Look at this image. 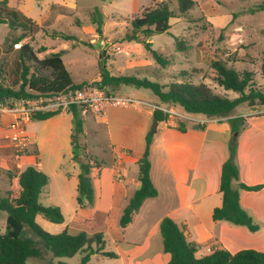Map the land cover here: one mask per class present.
I'll return each mask as SVG.
<instances>
[{
    "label": "rangeland",
    "instance_id": "1",
    "mask_svg": "<svg viewBox=\"0 0 264 264\" xmlns=\"http://www.w3.org/2000/svg\"><path fill=\"white\" fill-rule=\"evenodd\" d=\"M52 1L54 0H42V2L8 0L10 6L20 9L27 16L36 20L43 17L45 21L43 31L31 33L20 42L22 44L29 42L39 58L66 48L63 60L75 82L91 79L95 82L97 80L95 78L101 75L102 67L113 74H137L162 83L169 81L167 75L187 70L191 82H203L215 93L236 97L235 93L224 90L214 80L215 70L212 63L229 60L238 68L246 67L256 72L258 84L264 86V76L261 75L260 70L264 49V10L258 9L259 5L264 4V0H193L194 5L187 12L179 10L178 0H158V2H166L172 12L169 20L165 23L163 31L157 32L153 26L154 33L149 36L140 34L137 40L127 39L134 30L132 22L153 7V0H75L76 6L65 7L50 6L48 3ZM96 8L102 13L101 28L92 23ZM166 27L168 28L165 29ZM53 31L76 34L78 39L67 41L57 38L51 35ZM21 32V30H10L7 25L0 24V70H3L1 77L5 85L15 86L18 82L16 80L19 74L17 65L19 49L15 47L16 43L12 39ZM177 40L181 43L182 50L177 48ZM145 43H151L152 49L168 58L169 64L165 68L153 59ZM41 72L50 76L49 69H42ZM16 88L19 86L16 85ZM142 91L149 96L153 95L149 89ZM11 102L14 103L11 100L5 101V103ZM154 104L166 108L174 107L177 115L169 114V119L178 124L189 122L198 125L197 120L182 118L181 115H185L186 111L179 105L156 101ZM240 107H243L241 110H252L253 114H257L256 110L259 111L257 107L246 103ZM9 114L0 112V117ZM96 117L100 118L98 122H101V117L104 116ZM14 119L5 125L4 133L0 132V148L5 152L3 155L14 163L9 162L8 167L4 166L0 155V197H11L20 191L17 175L30 165V161L33 160L32 155H36L35 145L30 138L21 156H17L15 147L7 137L10 134L9 126ZM208 119L212 118L208 117ZM36 124L38 122L34 120L24 127L29 131ZM153 124L154 121L151 123V129ZM87 131L88 134L81 139V142L86 144L95 155L101 153L105 155L104 149L106 150L109 145L106 125L101 123L97 134L88 127ZM30 153L32 155H29ZM62 153L64 160L55 174H52L51 183L43 189L40 202L46 206H56L60 203L63 206L61 210L65 223H52L42 215L38 216L37 223L51 234L61 233L66 227L71 234L86 232L91 237L102 234L103 249L99 250V244L94 243L96 253L91 256L88 264H164L159 257L150 261L158 253L159 246L153 239L149 246L143 244L148 230H142L137 221H133L126 228L121 227L120 218L124 199L119 198L117 188L123 183L115 180L112 163L107 158L104 163L100 162L101 176L99 178L91 176L95 191L93 203L86 204L75 217L77 190L73 179L67 173L74 175L77 167L81 171L80 162L86 160L88 155L81 152V158L74 160L73 147L62 148ZM45 157L48 158V154ZM113 186L116 187V195L112 197ZM146 223L147 226L153 224L150 220ZM5 224L6 214L0 212V226L4 228ZM22 237L36 240L42 250V257L30 258L28 264H82L85 256V253L80 252L74 257H53L28 227L24 229ZM138 244L143 246L138 247ZM128 250L137 253L131 260L126 252ZM118 251L123 253L120 260L115 259L114 252ZM203 253L205 252L202 250L199 255Z\"/></svg>",
    "mask_w": 264,
    "mask_h": 264
},
{
    "label": "trees",
    "instance_id": "2",
    "mask_svg": "<svg viewBox=\"0 0 264 264\" xmlns=\"http://www.w3.org/2000/svg\"><path fill=\"white\" fill-rule=\"evenodd\" d=\"M178 2L181 12H187L194 5L193 0H178ZM152 6L140 18L133 20L134 30L131 35L127 36V39L137 40L140 34L149 36L154 33L152 27L158 20L164 19L166 22L169 20L172 12L166 2L153 0ZM258 9L264 10V4L259 5ZM101 15L99 8H96L92 23L97 24L99 28L103 24ZM0 24L8 25L10 30L22 31L19 36L12 39L15 43L24 40L31 33L36 34L44 29L22 11L11 7L8 0H0ZM51 35L67 41H77L78 39L75 34L64 32L53 31ZM145 47L151 51L153 59L162 68L169 64L168 58L152 49L151 43H145ZM177 48L182 50V45L178 40ZM64 53L65 50H61L39 58L29 42L23 43L18 50L19 74L16 85L19 88H16V85H5L1 77L3 70H0V102L33 99L90 85L98 86L108 94L119 92L122 86H132L138 89H149L158 103L179 105L187 113L202 114L213 119L228 118L232 136L229 141V157L223 163L221 172L219 190L222 193V205L213 210L212 217L214 221H228L235 225L246 226L252 232L259 230V225L254 223L253 218L242 208L239 189L234 186V181L239 180L240 175L236 162L238 135L245 125L244 117L237 116L236 109L245 103L254 107L264 105V86L258 84L256 72L246 67L238 68L229 60H218L212 63L215 70V82L224 90L235 93L236 97L215 93L203 82H191L187 70L167 75L169 81L162 83L135 74L114 75L102 67L100 80L91 83H75L63 61ZM42 69H49L50 76L43 74ZM260 70L261 75L264 76V49ZM61 112H38L33 114L31 119L43 121ZM68 112L73 116L71 144L74 152L73 159L77 160L81 156V152L86 153V147L81 142V136L84 133V120L81 116V108L73 106ZM153 118L158 122H163L169 119V115L161 110H154ZM178 127L184 130L182 124ZM153 137L154 133L150 131L146 136L144 153L138 160L140 188L134 192L123 210L120 218V225L123 228L132 223L136 212L146 199L158 195V189L151 178L150 149ZM87 155L86 160L80 162L81 171L78 175L77 202L80 207L93 203L95 191L91 174L102 166L96 158ZM17 178L20 191L11 197H0V212L6 214L5 227L0 226V264H27L30 258L42 257V250L38 242L22 237L26 227L36 234L53 257H74L83 252L85 256L82 259V264H88L91 256L96 253L93 244H99L100 248L98 249H103L102 234L91 237L86 232L71 234L68 229H64L58 234L45 231L37 223L38 215H42L46 220L56 224H62L65 221L60 207L46 206L40 202L43 189L49 184V176L36 166L29 165L18 173ZM261 187V185L239 184V188L246 190H259ZM160 233L163 250L169 255L166 264H264V252L254 249H243L231 253L222 248L198 257V245L189 241L170 217L162 219Z\"/></svg>",
    "mask_w": 264,
    "mask_h": 264
},
{
    "label": "crops",
    "instance_id": "3",
    "mask_svg": "<svg viewBox=\"0 0 264 264\" xmlns=\"http://www.w3.org/2000/svg\"><path fill=\"white\" fill-rule=\"evenodd\" d=\"M38 1L42 2V0ZM48 4L58 7L76 6L75 0H62L61 2L54 0ZM32 19L43 28L45 22L43 17L39 20ZM63 50L66 53L67 49ZM77 72L79 74V71ZM95 79L100 80L101 75ZM93 80L73 81L90 83ZM119 91L121 92L118 93L128 94L147 102L156 101L154 95L149 96L142 89L132 86H122ZM255 107L259 110H256L257 114H253L252 110H241L243 107L240 106L236 109V115L244 117L245 125L238 135L236 162L240 175L239 180L234 181V186L239 189L242 208L253 218L254 223L259 225V230L252 232L246 226L235 225L228 221H214L212 217L213 210L222 205V193L219 190L221 172L223 163L229 157V141L232 136L228 118H212L201 125L181 123L184 130L178 127L180 123L168 119L158 122L150 149L151 178L158 189V195L146 199L133 220L139 223L142 230H148L144 245L149 246L152 239L158 242V253L150 261L159 257L166 264L169 259V255L163 250L160 233V224L164 217L173 219L187 239L198 245L197 256L199 257L222 248L231 253L243 249L264 252V105ZM195 115L207 117L202 114ZM81 116L84 120V133L81 139L88 134L87 127L97 134L99 125L101 123L106 125L109 145L106 147L108 152L104 149L105 155L102 153L95 155L86 144H83L86 147V153L92 154L91 156L99 162L104 163L107 158L112 163L115 180L123 183L117 188L119 198L124 199L121 209L123 213L130 198L140 186L138 160L144 153L146 136L151 131V123L154 121L153 110L149 107L142 110L111 107L107 114L101 117V122H98L100 118L92 113H82ZM13 119L14 116L11 114L2 115L0 132L4 133L5 125ZM35 121L38 124L28 131L36 149V155H32L33 160L30 161V165L45 172L51 183L52 174H55L64 160L62 148L72 147L73 116L66 110L47 120ZM31 122L34 120L30 119L26 124ZM3 154L5 152L0 148L4 166L8 167L9 162L14 164ZM47 154L48 158L45 157ZM79 173L78 167L74 175L67 173L73 179L76 190ZM101 173L102 166L94 170L91 176L99 178ZM240 183L262 187L259 190H246L239 188ZM114 195H116L115 186H113L112 197ZM56 206L63 210L60 203ZM84 206L80 207L77 202L74 207L75 217ZM149 220L153 223L148 225L150 227L146 225ZM143 244L137 246L141 247ZM202 250L205 253L199 255ZM126 252L130 260L137 254L133 250ZM114 253L116 254L115 259H122L121 251Z\"/></svg>",
    "mask_w": 264,
    "mask_h": 264
},
{
    "label": "built area",
    "instance_id": "4",
    "mask_svg": "<svg viewBox=\"0 0 264 264\" xmlns=\"http://www.w3.org/2000/svg\"><path fill=\"white\" fill-rule=\"evenodd\" d=\"M21 46L22 42L15 44L17 49H20ZM73 106L81 108V112L84 114L92 113L95 116H105L111 107L134 108L138 110L149 107L153 111L161 110L171 116L173 114L177 115L174 107L166 108L163 105L147 102L124 93L117 92L108 94L105 90L95 85L78 89H68L57 94H48L33 99H23L14 101V103L0 102V112H7L15 117L9 126L10 134L7 137L10 138L15 147L17 156H21L20 154L30 142V135L24 125L31 119L33 114L38 112L66 111ZM194 115L185 112V115L181 116L184 119L197 120V124L200 125L210 120L208 117H195L196 115Z\"/></svg>",
    "mask_w": 264,
    "mask_h": 264
},
{
    "label": "water",
    "instance_id": "5",
    "mask_svg": "<svg viewBox=\"0 0 264 264\" xmlns=\"http://www.w3.org/2000/svg\"><path fill=\"white\" fill-rule=\"evenodd\" d=\"M165 23H166V21L164 19L158 20L156 25H155V30L157 32L163 31ZM157 126H158V121L154 120V124H153V128L151 129V133H155L156 132ZM139 188H140V186H139Z\"/></svg>",
    "mask_w": 264,
    "mask_h": 264
}]
</instances>
